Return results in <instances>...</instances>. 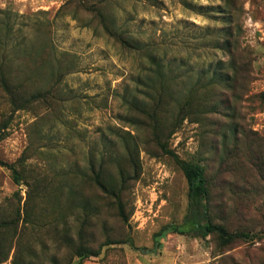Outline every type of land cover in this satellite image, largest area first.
I'll return each instance as SVG.
<instances>
[{"label":"rangeland","instance_id":"rangeland-1","mask_svg":"<svg viewBox=\"0 0 264 264\" xmlns=\"http://www.w3.org/2000/svg\"><path fill=\"white\" fill-rule=\"evenodd\" d=\"M67 1L0 0V264H76L79 247L82 264H264V0ZM226 28L231 89L207 86ZM183 163L204 169L203 223L248 239L141 253L186 214Z\"/></svg>","mask_w":264,"mask_h":264},{"label":"trees","instance_id":"trees-1","mask_svg":"<svg viewBox=\"0 0 264 264\" xmlns=\"http://www.w3.org/2000/svg\"><path fill=\"white\" fill-rule=\"evenodd\" d=\"M73 0H68L67 3H70ZM66 3V4H67ZM225 4V3H224ZM227 5V3H226ZM95 7L90 5L88 10L94 11ZM104 27L108 33L110 28L104 23ZM238 31V29H237ZM222 39L218 50L224 51L231 57V62L225 67L223 63H218L208 74L207 77V86H220L225 89H231L232 81L235 78V75L238 71L236 67L235 60H233V48H236V43L238 35H234L231 28H226L221 31ZM116 37L120 40L122 35L118 32H115ZM150 61L154 64V60L150 58ZM246 64V63H245ZM156 71L153 74L154 79L149 80L146 88L149 91L156 92L155 100L160 99V92L163 90V85L166 84L164 76L160 71V67L156 64ZM206 74V73H205ZM3 87V80L1 81ZM159 86V87H158ZM205 88V86H200ZM5 89V87H4ZM198 89V88H197ZM173 100H176L173 98ZM182 175L185 179L187 185V210L186 214L183 217L181 223H169L162 226L152 238V247L150 249L141 248L140 251L143 254H155L161 249L160 239H162L167 234H176V235H194L199 237H206L211 234H215L219 243L222 246L229 245L236 240L248 239V235L240 232H229L227 229L218 224H213L211 222H204L206 216H208L209 209L206 204V198L208 195L207 192V182L204 175V169L197 164L192 163H183L181 165ZM95 184L104 190L103 192L107 194L106 190L103 188V184L100 182L98 175L93 176ZM118 214L123 223H127V216L124 213V208L121 204L118 205ZM112 243L109 242L108 245ZM91 251L86 247H79L75 253L78 262L76 264H82L90 255ZM6 259V257H5ZM2 259H0V262ZM17 261V260H16ZM14 261L12 264H17Z\"/></svg>","mask_w":264,"mask_h":264}]
</instances>
